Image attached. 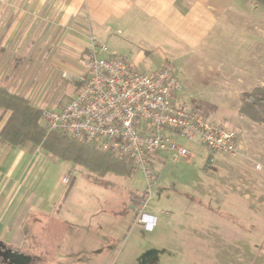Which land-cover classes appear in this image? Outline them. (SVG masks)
<instances>
[{"label":"rangeland","instance_id":"374dc122","mask_svg":"<svg viewBox=\"0 0 264 264\" xmlns=\"http://www.w3.org/2000/svg\"><path fill=\"white\" fill-rule=\"evenodd\" d=\"M245 1L242 33L236 35L229 26L227 32L231 36L226 42L216 43L211 54L206 52L208 48L203 51V47L194 51L182 46L168 50L160 47L163 54L153 53L141 67L158 69L160 66L154 63L156 55L163 60L161 66L172 64L171 59L175 63L184 61L174 68L184 87L178 95V106L199 110L234 129L239 135L240 154L216 155L208 168L210 154L203 145L178 139L190 155L169 158L162 166H154L157 182L147 212L157 217V225L147 231L135 221L148 187L142 172H134L130 164L131 175L124 179L106 174V180L119 186L106 189L89 179L98 173L30 145L55 164L36 190L42 194L44 205L49 204L55 213L51 209L46 212L41 204L22 225L21 234H17L24 239L26 256H20L16 264H85L90 249L83 245L74 249L69 245L83 231L86 236L98 239L101 227L107 232L124 227L120 242H112L113 248L103 250L101 246L95 250L100 260L110 258L114 264L128 258L136 264H264V124L252 122L239 113L248 93L256 86H264V4ZM250 33L259 37V56L253 59V65L246 64L251 61L255 45V37ZM235 60L242 61L236 69L230 67L232 72H221L224 66L217 63ZM58 97L63 103L72 99L69 90L60 91ZM182 97L186 100L182 101ZM59 102L44 109H59ZM9 116L0 109V132ZM67 175L72 180L70 185L62 183ZM20 183L12 186L20 191L26 186ZM8 186V182L0 186V197L7 193ZM122 191L136 200L130 216L127 200L124 203L107 200V195ZM91 201L95 205L89 204ZM90 210L99 217H85L84 212ZM123 210L124 217L119 213ZM3 235L2 242H9L10 234Z\"/></svg>","mask_w":264,"mask_h":264},{"label":"crops","instance_id":"0c3cea01","mask_svg":"<svg viewBox=\"0 0 264 264\" xmlns=\"http://www.w3.org/2000/svg\"><path fill=\"white\" fill-rule=\"evenodd\" d=\"M244 3L247 4L245 0H0V88L26 98L38 110L58 104L62 90H69L73 98L79 86L77 77L83 73L81 60L90 49L91 36L98 37L112 54L128 59L140 70L153 53L161 55L160 47L168 50L182 46L190 51L203 47V51L208 48L206 52L211 54L216 43L226 42L231 36L227 32L229 26L236 35L242 33ZM248 35L255 37V45L251 61L246 64L253 65V59L259 56V37L255 33ZM154 59L161 67L163 60L157 55ZM174 60H170L174 68L184 62ZM241 62L217 64L223 65L221 72L226 73ZM59 103V106L63 104ZM7 112L11 115V111ZM0 140L3 143L0 153H5L4 157L0 155V186L7 182L10 185L0 197V242L23 257L25 243L18 235L22 225L41 204L46 212L51 209L55 213L49 204L44 205L42 194L36 191L55 164L49 156L36 153L30 147L32 144L20 147L6 143L1 137ZM168 159L165 155L157 157L154 166H162ZM19 182L26 184L20 191L12 186ZM113 183L112 189L119 188L117 182ZM107 197L114 202L127 200L129 216L130 210L134 211L136 200L129 192ZM89 204L95 205L93 201ZM84 213L87 218L99 217L93 210ZM119 213L124 217L125 210ZM99 231L98 239L86 236V231L80 232L83 235H76L69 246L80 249L83 245L90 249L85 264H114L110 258L100 260L95 250L101 246L103 250L113 248L112 242H120L124 227L110 232L101 227ZM3 234H10L9 242H2ZM121 264H136V261L128 258Z\"/></svg>","mask_w":264,"mask_h":264},{"label":"built area","instance_id":"2783aa9c","mask_svg":"<svg viewBox=\"0 0 264 264\" xmlns=\"http://www.w3.org/2000/svg\"><path fill=\"white\" fill-rule=\"evenodd\" d=\"M81 65L75 96L59 109L40 110V125L48 133L59 132L103 154L124 158L134 172H142L148 187L137 210V223L145 230L152 231L157 225V217L147 212L157 182L155 159L190 155L178 139L203 145L211 161L216 155L240 154L234 129L199 110L178 106L183 82L172 64L140 70L91 36ZM62 183L70 185L71 177L65 176Z\"/></svg>","mask_w":264,"mask_h":264},{"label":"trees","instance_id":"16d2710c","mask_svg":"<svg viewBox=\"0 0 264 264\" xmlns=\"http://www.w3.org/2000/svg\"><path fill=\"white\" fill-rule=\"evenodd\" d=\"M255 1L264 4V0ZM0 109L11 111L0 132L1 139L6 143L20 147L32 144L52 156L85 167L98 173L97 177L89 179L105 188L115 187L113 182L104 178L106 174H112L117 178L131 175L128 160L103 154L64 134L46 132L40 125L41 111L34 108L26 98L12 94L5 88H0ZM239 113L252 122L264 124V86H256L248 93ZM210 164L211 158L208 168Z\"/></svg>","mask_w":264,"mask_h":264},{"label":"flooded vegetation","instance_id":"af4514ba","mask_svg":"<svg viewBox=\"0 0 264 264\" xmlns=\"http://www.w3.org/2000/svg\"><path fill=\"white\" fill-rule=\"evenodd\" d=\"M20 255L0 242V264H16Z\"/></svg>","mask_w":264,"mask_h":264}]
</instances>
